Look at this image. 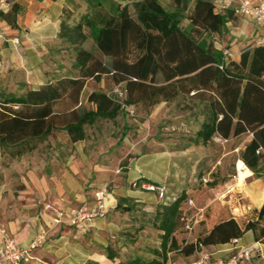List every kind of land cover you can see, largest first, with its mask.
<instances>
[{
    "label": "trees",
    "instance_id": "1",
    "mask_svg": "<svg viewBox=\"0 0 264 264\" xmlns=\"http://www.w3.org/2000/svg\"><path fill=\"white\" fill-rule=\"evenodd\" d=\"M8 1L9 9L0 10V19L16 26L24 8L17 0ZM217 1L78 0L65 6L57 55L52 54L45 69V82L35 89L21 79L13 81L15 89L0 90V147L17 148L20 156L34 150L35 141L60 129L73 142L84 140L85 126L98 119L113 120L124 110L122 102L103 91L88 96L95 109L76 108L87 80L108 74L116 84H124L126 104L154 106L191 94L198 98L203 118L195 132L197 142L206 144L214 137L229 139L255 130V138L246 145L241 159L256 172L262 156L264 116L249 108L259 103L264 107V43L245 49L239 59L227 58L225 50L209 38L223 35L227 23L237 15L234 9L218 11ZM89 38L100 55L85 47ZM66 55H71L72 61ZM57 62L61 64L56 66ZM260 98L261 102H254ZM63 99L75 107L56 111L55 105ZM186 199L183 192L157 206L153 224L160 231L161 242L153 251L155 258L144 261L136 256L123 264H166L174 250L190 256L199 249V242L208 248L232 241L264 220L263 204L259 220L249 222L244 229L231 218L215 225L203 238L181 246L175 234L185 225L181 218L186 216ZM127 200L119 199L116 209L130 211ZM108 256L114 259L117 254L109 251Z\"/></svg>",
    "mask_w": 264,
    "mask_h": 264
},
{
    "label": "crops",
    "instance_id": "2",
    "mask_svg": "<svg viewBox=\"0 0 264 264\" xmlns=\"http://www.w3.org/2000/svg\"><path fill=\"white\" fill-rule=\"evenodd\" d=\"M17 1L24 8V11L18 15L17 25L12 26L0 19V72L4 76L5 74H21V79L30 82L36 89L46 80L45 69L49 67L48 63L51 62L52 54L57 55L59 22L64 8L78 0ZM240 1L232 0V6L229 9L233 11ZM262 1L264 0H253L254 3ZM1 9L5 11L9 9L8 0H0ZM235 28L242 30L240 36L232 33ZM225 33H229L228 38L232 40L227 41L223 38V41L221 39L218 42L214 41L215 46L223 49L227 45L229 49L225 51L231 53L232 59H239L242 51L252 49L261 42L264 28L248 17L237 15L227 23ZM223 35L215 36L221 38ZM15 38H18V42L14 41ZM234 44L237 45L235 48L229 46ZM104 59L108 60L106 57ZM61 62L55 65H60ZM104 76L112 78L111 75L104 74L99 80L93 78L87 80L81 97L84 96V102L89 103L90 107H84L82 102L76 108H96L94 103L88 101V96L93 91L106 92L101 89ZM182 99L181 96L178 99L162 100L160 103ZM261 100L260 98L254 102H261ZM199 110L201 113V109ZM249 110L259 117L264 116V107L260 103L250 106ZM99 120L101 119L97 121ZM261 127L256 130L258 131ZM254 131L247 130V133L243 134L246 135V144L243 145L241 153L255 138ZM63 132L68 141L57 140L52 143L51 149L54 154L51 156L50 166L27 164L22 166V170L17 171L19 178H15L10 173L5 181H0V245L5 234L12 236L20 246H28L37 235L45 232V241L34 250L33 259L22 264H123L125 263L123 256L117 253L114 259L108 256V252L112 251L111 248L120 247L124 239L121 234L123 227L118 221L119 210L116 209L118 195H122L121 193L109 192L107 197L109 212L106 217L97 218L87 230H79L75 225L55 221L59 210L78 207L84 203L92 207L96 190L104 185L103 181L108 176V173H105L96 162L81 157L77 150L79 152V146L82 144L78 141L73 142L69 134L65 130ZM260 133L264 142V131ZM263 142L259 148L262 156L256 172L245 164L240 154L235 162L236 178H229L223 182L222 179L219 180L210 200L200 207L194 224V228L196 225L200 228L198 238H203L215 225L231 218H234L243 229L249 222L259 220V211L264 204ZM236 149L237 146L231 147L229 152L223 154V158L233 151L236 152ZM240 159L245 165L238 171L237 163ZM136 167L131 168L129 172L126 171L127 174L129 176L131 173L135 174V178L142 177L149 182L155 181L141 164ZM243 172L247 173L238 177L239 173ZM224 187L226 190H222ZM184 192L189 194V191ZM234 193L239 198L237 201ZM123 196L132 195L127 192ZM263 228L264 220H260L255 229L246 230L241 237L211 245L207 249L215 258L226 259L239 247L251 246L252 257L244 264H264ZM177 233L178 231L175 235L179 241ZM198 238H195L194 242ZM199 253L197 249L193 255L186 256L183 264H189ZM133 258L129 257L128 260ZM166 264L177 263L172 262L170 257Z\"/></svg>",
    "mask_w": 264,
    "mask_h": 264
},
{
    "label": "rangeland",
    "instance_id": "3",
    "mask_svg": "<svg viewBox=\"0 0 264 264\" xmlns=\"http://www.w3.org/2000/svg\"><path fill=\"white\" fill-rule=\"evenodd\" d=\"M232 33L240 36L242 30L235 28ZM228 35L229 33H225L221 38L213 35L209 39L216 42L223 38L227 41L232 40ZM84 45L100 55L92 38ZM229 46L235 48L237 45ZM226 47L227 45L222 50L229 49ZM72 58L71 55L68 57L66 55L67 60L72 61ZM21 76V74L4 76L0 72V90L5 87L6 90L15 89L16 84H13V81L21 79ZM103 82L101 89L122 102L124 110L113 120L101 119L85 126L87 136L84 140L78 141L82 146H79L77 153L96 162L105 173H108L103 181L104 185L97 190L106 187L109 192L121 193L118 200L127 198V204L132 207L128 212L118 211V221L122 224L121 234L124 239L122 245L117 249L111 248L112 251L123 256L125 263H128L129 257L135 256L150 261L155 258L153 251L160 247L161 242L160 231L153 224L157 206L172 201L184 191H189L183 204L187 220L177 234L181 246L194 242L200 233L199 225L189 230L186 223L194 224L196 213L210 200L219 180L222 179L223 182L229 178H236L235 162L241 154L243 145L246 144V135L228 140L214 137L206 144L197 142L194 139L195 132L203 118L199 110L202 103L198 98L192 95L183 96L182 100L160 103L154 107L142 103L130 105L125 103L127 93L124 84H115L110 76H104ZM7 83L10 85L7 86ZM94 86L98 88L97 85ZM82 102L84 107H90L89 103L84 102V96L80 98V103ZM57 103L55 107L59 112L69 111L75 107L68 99ZM57 140L68 141L62 129L46 139L35 141L36 148L20 156L16 155L17 148L0 147V181H5L10 173L19 178L17 171L22 170V166L27 164L50 166L51 156L54 154L51 145ZM236 146V152L233 151L223 158L224 153ZM240 162L241 159L237 163L238 171L241 168ZM139 164L155 179L156 185H165L167 198L161 200L158 193L147 189L144 185L150 183L149 180L135 178V174L132 173L130 176L127 174L131 168ZM246 173H239L238 177ZM222 190H226V187ZM127 192L132 196H123ZM234 198L236 201L239 199L236 195ZM170 257L172 262L183 264L186 255L181 250H174Z\"/></svg>",
    "mask_w": 264,
    "mask_h": 264
},
{
    "label": "built area",
    "instance_id": "4",
    "mask_svg": "<svg viewBox=\"0 0 264 264\" xmlns=\"http://www.w3.org/2000/svg\"><path fill=\"white\" fill-rule=\"evenodd\" d=\"M217 10L224 11L232 6V0H218ZM236 15H241L252 19L257 25L264 28V1L254 3L253 0H241L234 7ZM18 42V38L14 39ZM260 43H264V34ZM226 57H230L231 53L225 51ZM219 139H222L219 137ZM147 189L155 191L161 200L167 198L165 185H156L155 183H147L144 185ZM109 191L106 187L97 190L94 194V205L89 207L86 203L78 207H69L67 209L57 211L55 221L57 223L66 222L75 225L79 230H87L91 227L97 218L106 217L109 212V204L107 197ZM182 221L187 220L186 216H182ZM195 224V221H194ZM194 224L186 223L189 230H192ZM45 241V232H41L28 246H20L17 241L5 234L0 245V264H22L30 262L33 259V252ZM199 255L189 262V264H244L252 257L253 248L251 246H241L228 258H215L205 245L199 242Z\"/></svg>",
    "mask_w": 264,
    "mask_h": 264
}]
</instances>
